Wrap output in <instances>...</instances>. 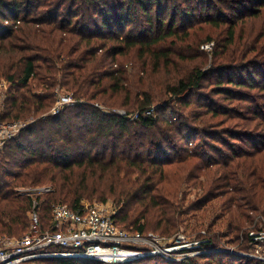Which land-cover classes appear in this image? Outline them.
I'll use <instances>...</instances> for the list:
<instances>
[{"label": "trees", "instance_id": "obj_1", "mask_svg": "<svg viewBox=\"0 0 264 264\" xmlns=\"http://www.w3.org/2000/svg\"><path fill=\"white\" fill-rule=\"evenodd\" d=\"M2 80L0 120L35 121L0 152V238L30 233L35 199L45 231L109 178L120 227L173 237L193 219L202 237L179 261L115 264H264L242 253L264 256V0H0ZM58 86L77 101L44 116Z\"/></svg>", "mask_w": 264, "mask_h": 264}, {"label": "built area", "instance_id": "obj_2", "mask_svg": "<svg viewBox=\"0 0 264 264\" xmlns=\"http://www.w3.org/2000/svg\"><path fill=\"white\" fill-rule=\"evenodd\" d=\"M4 84L8 86L6 81ZM71 100L68 93L59 97L53 107V113L57 114L61 106L69 104ZM28 125V122L22 120L13 122L0 120V152ZM51 190V186L44 185L21 189L20 192L34 195ZM38 204L35 199L31 212L33 227L30 233L20 238H0V264H37V260L45 258L95 259L115 264L156 255L174 260L175 258L171 256L179 249L170 244L166 237L153 232L142 233L120 227L115 221L118 212L116 208L85 200H82L75 209L66 204L55 205L51 229L42 231L37 212ZM250 236L254 241H264V226L253 229ZM243 254L264 259L261 253ZM186 256L190 255L184 254L181 258Z\"/></svg>", "mask_w": 264, "mask_h": 264}, {"label": "rangeland", "instance_id": "obj_3", "mask_svg": "<svg viewBox=\"0 0 264 264\" xmlns=\"http://www.w3.org/2000/svg\"><path fill=\"white\" fill-rule=\"evenodd\" d=\"M242 30L239 29L238 33H241ZM213 47V43H210V44H204L202 46V49H208V50H211ZM211 67V66H208L207 69ZM219 77V75H215V74H210L209 75V78L205 81V85L208 87V91L213 87V83H215L214 81H216V79ZM226 77V76H225ZM5 81L2 80L0 81V96L1 97H4V93L7 92V90L9 89V85L7 86V84H4ZM6 86V87H5ZM8 87V88H7ZM56 91V95H55V102L52 106V108L50 110H48V112H46V114H44V116H47V115H52L54 114L53 113V107L57 104L58 102V99L59 97H61L62 95L64 94H70L71 95V98H72V102L70 101L69 104H65V105H62L59 104L61 106V110L57 113L59 114L65 107H68L70 105H73L74 103V100L77 101V99L72 95V93L68 92L65 88H61V87H57L55 89ZM206 91V90H204ZM216 99H219V96L215 97ZM194 101H196L197 97L194 96ZM177 107H180L178 104H176ZM115 110H117L120 114H124L125 111L124 109H121V108H115ZM114 110V111H115ZM132 117L131 118H135V115H131ZM219 120L220 119H223V121H226L224 122V125L225 126H229L230 124V120H226L227 117L226 116H220L218 118ZM35 121V119H29V120H25L24 122H28L29 124L31 122ZM260 120H256L254 121L253 124L259 122ZM264 124L258 128V129H253L254 126H252L251 128H244V129H248V130H255V132L257 131H264ZM201 138V136H200ZM203 138V136H202ZM106 183H110V179L109 178H100L99 180H96V182L93 184L92 186V190H93V193H94V197L92 198H84L85 201H89V202H97V203H104L105 205H108V206H111L113 208H116L117 210H119V206L117 205V203L115 202L114 200V197L110 195V193H112V189H111V184L109 186L106 185ZM37 187V186H36ZM32 188H35V187H32ZM107 191L108 192V195L109 197L107 196V200H101L102 197H104V192ZM38 194H41V193H34V195H38ZM218 201V200H217ZM258 218H256V222L257 224L260 226H262V223H259L258 222ZM188 223H190V225L188 226H184L183 229H181L180 233L177 235V236H173V237H166L168 239V241L170 242V244L174 245L175 248H179L178 250H175V252H173L172 256L171 257H174V261H179L181 260L182 258V255L186 254V255H190V256H194L196 254H198L200 252V243H199V239H201L202 237L200 238H197L196 237V233H195V230L193 229V219L190 220ZM124 224V223H123ZM131 229V227H128ZM254 229V228H252ZM257 229V228H256ZM228 239H231V236H228L227 239L224 238V240H220V243L221 244V247L223 248H227V249H230V250H236L238 251L239 248H238V245L236 243H231L229 242ZM219 240V239H218ZM228 240V242H227ZM260 246H257V252L255 255H259L260 254ZM240 251V250H239ZM242 253H245V252H242Z\"/></svg>", "mask_w": 264, "mask_h": 264}, {"label": "water", "instance_id": "obj_4", "mask_svg": "<svg viewBox=\"0 0 264 264\" xmlns=\"http://www.w3.org/2000/svg\"><path fill=\"white\" fill-rule=\"evenodd\" d=\"M224 251L231 252V253H238V251L230 250V249H224ZM238 254H239V253H238ZM139 259H142V258H139ZM139 259L130 260V261H127V262H133V261H137V260H139ZM90 260H93V261H96V262H100V263H101V261H99V260H95V259H90ZM127 262H126V263H127Z\"/></svg>", "mask_w": 264, "mask_h": 264}]
</instances>
